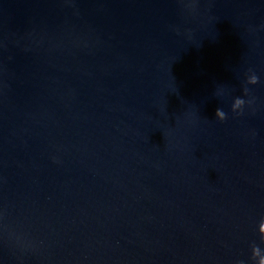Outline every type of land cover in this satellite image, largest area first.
Segmentation results:
<instances>
[{"label":"water","instance_id":"obj_1","mask_svg":"<svg viewBox=\"0 0 264 264\" xmlns=\"http://www.w3.org/2000/svg\"><path fill=\"white\" fill-rule=\"evenodd\" d=\"M0 264H264V0H0Z\"/></svg>","mask_w":264,"mask_h":264}]
</instances>
